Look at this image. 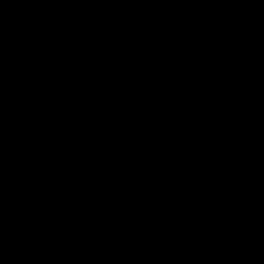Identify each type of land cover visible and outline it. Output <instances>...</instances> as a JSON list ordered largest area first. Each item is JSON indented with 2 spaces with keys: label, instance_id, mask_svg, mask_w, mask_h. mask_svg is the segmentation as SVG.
I'll use <instances>...</instances> for the list:
<instances>
[{
  "label": "water",
  "instance_id": "obj_1",
  "mask_svg": "<svg viewBox=\"0 0 264 264\" xmlns=\"http://www.w3.org/2000/svg\"><path fill=\"white\" fill-rule=\"evenodd\" d=\"M0 264H264V0H0Z\"/></svg>",
  "mask_w": 264,
  "mask_h": 264
}]
</instances>
